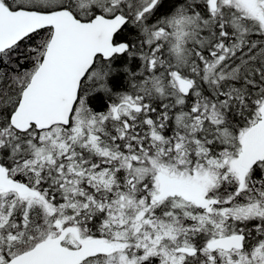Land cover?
<instances>
[{
	"label": "snow or ice",
	"instance_id": "snow-or-ice-1",
	"mask_svg": "<svg viewBox=\"0 0 264 264\" xmlns=\"http://www.w3.org/2000/svg\"><path fill=\"white\" fill-rule=\"evenodd\" d=\"M4 80L0 264H264V0H0Z\"/></svg>",
	"mask_w": 264,
	"mask_h": 264
},
{
	"label": "trees",
	"instance_id": "trees-1",
	"mask_svg": "<svg viewBox=\"0 0 264 264\" xmlns=\"http://www.w3.org/2000/svg\"><path fill=\"white\" fill-rule=\"evenodd\" d=\"M27 66L28 65H25V67H27ZM131 68H132L133 71H135V69H136V62H133L131 64ZM122 83H123V85H124L125 88L128 87V83H127L126 80L125 81H122ZM8 84H9V81H7V80H4L3 82H0V89L7 88L8 87Z\"/></svg>",
	"mask_w": 264,
	"mask_h": 264
}]
</instances>
